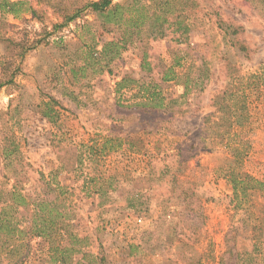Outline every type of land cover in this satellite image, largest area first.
<instances>
[{
	"label": "rangeland",
	"instance_id": "1",
	"mask_svg": "<svg viewBox=\"0 0 264 264\" xmlns=\"http://www.w3.org/2000/svg\"><path fill=\"white\" fill-rule=\"evenodd\" d=\"M9 1L25 5L0 11V189L42 195L54 179L67 187L58 209L89 239L74 245L89 255L68 253V264H219L233 236L241 252L259 238L264 254V0H112L110 17L87 9L71 22L66 14L99 0ZM141 15L134 34L129 18ZM159 18L162 38L153 35ZM114 43L126 46L119 56ZM124 77L139 84L119 90ZM149 86L169 107L138 106ZM223 92L232 93L233 130L207 137L206 126L229 125L215 104ZM107 139L111 153L78 162L82 145ZM239 172L257 182L235 202L230 174ZM87 174L98 178L85 184ZM171 216L178 237L169 243ZM30 245L26 264H55L44 239Z\"/></svg>",
	"mask_w": 264,
	"mask_h": 264
},
{
	"label": "trees",
	"instance_id": "2",
	"mask_svg": "<svg viewBox=\"0 0 264 264\" xmlns=\"http://www.w3.org/2000/svg\"><path fill=\"white\" fill-rule=\"evenodd\" d=\"M112 0H99L94 2H89L86 6L81 9H77L74 13L66 14L64 16L65 22H71L74 19L78 18L81 13L87 9H91L93 12L98 14H104L110 17L112 12L105 14V12L112 6ZM25 5V2H12L9 0H0V11L3 15H16L17 8ZM120 7V6H118ZM28 10L32 15H37V11L33 7H29ZM131 22V30L133 33L137 34L140 28L145 24L147 17L141 15L138 18H129ZM122 21L123 18H121ZM157 29L154 30V37L162 38L164 37L163 21L160 20L157 22ZM184 28V31L182 30ZM182 30L181 36L187 35V28L181 27ZM132 33V34H133ZM133 34V35H134ZM233 34H237L235 30ZM124 44L128 40H123ZM111 45V44H110ZM109 44L103 46L101 56L105 57L107 54ZM116 47V55L119 56L120 49L126 46H120L117 43L113 44ZM243 51L246 50L244 46L241 45ZM180 66V63L174 67ZM193 68V66L191 67ZM190 67L187 69L189 70ZM173 75L175 72H172ZM178 75L173 77L170 74H166L164 81H170L173 78H176ZM264 83V73L258 77ZM187 82L186 88L188 89ZM132 84H139L138 81L134 79H128L124 77L121 82L117 83V88L119 90L128 87ZM4 84H0L2 88ZM139 92H142L144 88L140 87ZM146 97L141 100L138 104L139 107L144 109H157L161 110L169 107V103H166V100L161 97L160 91L156 87L149 86L145 89ZM188 91V90H187ZM228 92H223L219 94L215 99V104L219 106L218 113L221 115L219 119L224 120L222 114L229 116V119L226 120L229 122L228 127L223 132H219L222 129V126L216 122L211 126H206L205 130L207 131V137L224 139L226 136L231 135L233 130L234 121H232L236 113L233 110L232 106L229 104V97L232 96V93L227 94ZM220 101L222 103H220ZM212 116L207 118V121L210 120ZM219 130V131H218ZM234 135V134H233ZM235 136V135H234ZM236 137V136H235ZM107 141L105 144L98 146L82 145L81 149L78 150V162L82 165L84 160L87 159H97L102 160L105 155L111 153L107 151ZM123 149V141L119 140L116 150L119 151ZM88 153V154H86ZM87 155V156H86ZM232 178L233 185V194L235 202L240 200V195L247 192L245 187H248L247 184L251 181L257 180L251 177L248 174L239 172L236 174H230ZM230 175L227 176V179L230 178ZM97 176H92L91 174L85 175V184L88 182L94 183L97 180ZM230 178V179H231ZM49 181L46 186V191L42 195L31 196L29 194H23L19 191L18 187H13L11 190H2L0 189V264H26L27 262L32 261L33 254L31 248V240L35 238L44 239L48 243V251L51 252L52 261L55 264H68V253L76 252L82 254L83 258L88 256V252L85 251V246L82 245L81 248L75 250L77 242H85L89 240L88 238H80L75 234L70 224L67 223L71 219V211H68V208H65L64 211H60L58 208V203L65 204L69 200L70 193L67 190V187L60 185L56 180ZM240 188L242 191H240ZM55 190V191H52ZM54 192H59V195L51 197V194ZM92 194L95 195H108L106 192L95 190ZM137 196V195H136ZM240 207V203L237 205ZM70 207V206H69ZM166 241L169 243L175 242L176 237H178V223L175 221L173 216L167 217L166 220ZM256 227V226H255ZM1 234H6L7 238L2 239ZM148 234V232H145ZM260 240L259 238H257ZM255 241L253 250L251 252H241L237 251V241L235 237L228 239L226 241V251L222 254L219 264H246L248 261L258 264L261 261H264V254L260 252L257 241ZM65 242H67L65 244ZM188 247V245L185 244ZM20 248H25L24 252L20 251ZM193 250V249H192ZM1 251L3 253H1ZM196 253V254H195ZM194 254L198 257L197 263L201 260V256L195 252ZM194 258V257H193ZM192 259L188 260V264H195L192 262Z\"/></svg>",
	"mask_w": 264,
	"mask_h": 264
}]
</instances>
